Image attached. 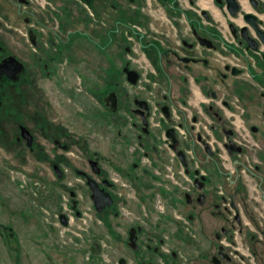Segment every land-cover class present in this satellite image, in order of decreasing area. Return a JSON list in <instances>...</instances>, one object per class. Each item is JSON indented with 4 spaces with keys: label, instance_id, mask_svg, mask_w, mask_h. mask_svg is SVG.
I'll list each match as a JSON object with an SVG mask.
<instances>
[{
    "label": "flooded vegetation",
    "instance_id": "obj_1",
    "mask_svg": "<svg viewBox=\"0 0 264 264\" xmlns=\"http://www.w3.org/2000/svg\"><path fill=\"white\" fill-rule=\"evenodd\" d=\"M88 1L68 0V10L61 11L54 0H0V159L4 150L12 159L23 160V166L30 164L40 182L63 178L71 172L67 164L71 161L76 165L74 180H68L70 211L61 213L67 216V225L59 214V222L65 227L70 224L71 211L76 217H86L80 208L87 203L83 184L92 194L89 178L114 200L103 211L110 208V213L118 215L121 206H113L114 193L121 198V205L125 201L124 187L132 186V171L116 168L111 156L99 150L94 149L95 157L88 156L95 138L87 136L85 118L92 119L93 126L88 130L97 134L119 122L127 128L120 141L134 158L136 174L157 171L156 163L166 159L165 173L193 209L191 217L196 213L204 226L213 228L219 245L209 258L211 264H264V93L252 89L246 96L236 89L259 83L249 60H253V52L264 62V42L252 27L249 36L255 41L244 38L241 30L247 23L240 29L232 25L236 55L219 53L207 58L202 48L208 46L216 53L218 46L190 26L188 37L179 46H167L161 53L166 79L163 91L154 100L140 90L147 88L140 79L148 64L131 53L120 70L115 65L104 67L103 77L99 62L104 53L105 59L111 58V49H103L113 41L102 45L101 29L86 25ZM188 1L196 5V0ZM244 1L237 15L243 12ZM249 1L264 29V18L259 16L264 8L259 0L257 7ZM223 2L229 12L225 0H217V5L223 6ZM204 11H199L203 18L207 16ZM126 35L133 38L129 29ZM198 35L206 40H199ZM134 60L138 69L130 64ZM131 71L138 75L136 83L129 79ZM198 73L211 88L203 92V100L195 106L189 100L196 97L193 86L198 84ZM174 78L179 81L178 92L174 91ZM172 128L176 141L168 135ZM109 147L114 156L116 143ZM100 159H108V164ZM171 160L178 170L169 165ZM206 161L214 171L202 165ZM35 183L37 187H49L47 183ZM91 200L97 215H108H100ZM155 204L159 210H166L162 194L156 195ZM176 216L184 219L180 212ZM95 242L102 250L99 241H92V248Z\"/></svg>",
    "mask_w": 264,
    "mask_h": 264
},
{
    "label": "crops",
    "instance_id": "obj_2",
    "mask_svg": "<svg viewBox=\"0 0 264 264\" xmlns=\"http://www.w3.org/2000/svg\"><path fill=\"white\" fill-rule=\"evenodd\" d=\"M54 1L61 11L68 10V0ZM152 1H147L148 5H145L146 0H89L90 12L93 15L87 9L85 15L87 26L94 22L95 26L101 28L102 45L107 46L109 41H113L107 49H103L105 52L111 49L112 54L109 52L111 58L105 59L104 53L99 62V71L103 77L105 76L104 67L115 65L120 70L129 61L127 55L131 53L136 58L143 59L146 65L148 64L149 68L141 72L140 79L147 88H139L145 97L154 100L163 91L166 79L161 68V53L166 50L167 46H179L181 40L188 37L187 30L190 26L198 29L201 35L209 38L208 40L214 41L219 48L215 53L208 46L204 47L202 48L203 56L208 58L222 53L230 57L236 55L232 48L234 47L233 40L223 31L227 30L230 34L233 31L232 25L235 29H240L246 24L243 14L257 13L249 0L244 1L243 12L236 17L229 14L225 2L223 6L217 5V0H196L195 6H192L188 0H155L156 2L151 5ZM259 5L264 8V0H259ZM157 6L160 8L157 9ZM163 8L166 10L163 11ZM203 10L208 11V18L206 15H203V18L199 14V11L203 12ZM259 16L264 18V14H259ZM165 19L168 22H165ZM103 20L107 24L103 23ZM136 25L143 27L144 31L139 30L135 27ZM104 26H107L105 31ZM158 26L161 28L158 29ZM126 29H129L134 39H128ZM127 46L131 49L128 50ZM251 56L253 60H249L250 69L258 75L259 83H247V86L236 88L238 93L246 96V91L252 89L264 93V74L260 75L264 73L262 71L264 62L253 52ZM130 64L132 68L138 69L139 64L136 60ZM86 73H90V70H86ZM197 75L198 84L193 86L196 97L189 100L195 106H199V102L203 100V92L211 88L201 73ZM173 85L174 91L178 92L180 85L177 78H174ZM231 89L235 90V88ZM87 101H89L88 98ZM91 126H93L92 119L86 117L87 136L91 140L95 138L92 143L93 147L98 146L100 149H97L109 158L110 147L108 145L116 143V154L112 159L109 158L110 162L113 166L116 163V168L123 166L124 169L129 168L132 171V175H129L132 186L129 189H123L125 201L118 208V215L109 213L99 216L96 214L94 219L89 218L95 225L94 238H88L93 259L96 261L92 263H99L100 255H102V250L99 253L92 251V241L100 242V238L105 237L111 247L105 251L110 264H114L115 261L119 264H211L209 258L216 254L219 245L213 237V228L204 226L196 213L194 218L191 217L193 209L186 204L182 192L173 185L170 177L165 173L166 159L162 158V161L156 163L157 171L151 170L147 174H136V170L133 169L136 168L134 158L128 152L127 145L122 140L120 141L127 128L118 122L103 127L99 134L93 132L96 130L91 131V134L89 131ZM123 145L125 146L122 147ZM169 165L174 170H178V165L174 160H171ZM158 193L164 196L166 204L164 211L159 210L155 204ZM88 203L83 204L81 208L86 207ZM125 208L130 210V215L125 214ZM176 212L182 213L184 219L177 217ZM51 259L49 257L50 261Z\"/></svg>",
    "mask_w": 264,
    "mask_h": 264
},
{
    "label": "rangeland",
    "instance_id": "obj_3",
    "mask_svg": "<svg viewBox=\"0 0 264 264\" xmlns=\"http://www.w3.org/2000/svg\"><path fill=\"white\" fill-rule=\"evenodd\" d=\"M147 1L149 0H146L145 5H148ZM154 2L156 1L153 0L151 5ZM158 8L160 7L157 6ZM162 10L165 11L166 9L163 8ZM74 16H76V13ZM167 19H165V22H168ZM78 21L76 20V24H79ZM156 21L160 20L156 19ZM103 23L107 24L105 20H103ZM94 24V22L89 23V26L94 28L96 25ZM136 27L144 31L143 27L138 25ZM106 28L107 26L103 27L104 30ZM160 28L161 26H158V29ZM99 29L101 28L99 27ZM223 33L232 38L229 31L226 30ZM131 39H134V37ZM130 145L133 146L132 143ZM92 148L89 149L91 151V154H88L89 157H95L93 155L94 149H100L98 146H92ZM110 152L109 157L111 156L112 159L111 149ZM197 152L205 157L200 151ZM139 153L138 148H135L136 156H139ZM7 156L2 150V159H0V264H93L96 262L88 243V238H94L95 225L87 216L91 214V219H94L97 213L92 204L90 190L86 185L83 184L86 195L84 202L89 201V203L80 210L82 214H86L87 218L76 217L71 211V220L67 227L59 222V214L70 211L71 203H69L67 192L71 190V187L68 180H74L76 165L72 164L71 161L68 164L65 163L71 168V172L65 173L63 178H49L40 182V179L32 171L30 164L23 166V160H16ZM71 159L77 162V159L73 157ZM100 160L102 164H108V159ZM78 161L80 162V160ZM202 165L214 171L210 162H202ZM35 182L39 184L47 183L49 187L47 189L37 187ZM52 187L53 189H51ZM81 188L83 187L81 186ZM124 189H129V186L127 185ZM114 197L115 203L113 206L118 208L120 207L121 198L116 192ZM110 212L111 209L107 208L99 214H109ZM124 212L127 213V210ZM5 233L8 234L5 235ZM8 235L11 236L8 237ZM100 239L103 246L102 255H100V262L96 264H110V260L105 253L111 248L110 242L105 237ZM49 257L52 258L51 261ZM114 264H119V262L115 261Z\"/></svg>",
    "mask_w": 264,
    "mask_h": 264
},
{
    "label": "water",
    "instance_id": "obj_4",
    "mask_svg": "<svg viewBox=\"0 0 264 264\" xmlns=\"http://www.w3.org/2000/svg\"><path fill=\"white\" fill-rule=\"evenodd\" d=\"M194 2V0H191ZM220 1V0H219ZM226 4H227V8L229 10V12L231 13V15L236 16L242 9V2L241 0H225ZM251 2L254 4L255 7H257V1L256 0H251ZM204 14L208 13L206 11H204ZM244 18L246 20L247 25L245 27L242 28V34L244 36V38H246L248 41H255V39H252L249 36V30L250 28H254L257 35L259 36V38L264 42V29L260 27V23L258 21V16L254 13H246L244 15ZM198 39L202 40L205 39V37L198 35ZM203 43V42H202ZM129 73V71H128ZM133 83H136L138 80V75L136 72L131 71L130 72V78ZM168 135L169 137H171L174 141H176V135H175V130L169 129L168 131ZM97 172H99L100 170L97 169ZM88 185L90 186V189L92 191L91 194V198L94 201L95 207L96 209L101 212L103 211L104 208H106L107 206H111L114 202L111 194L109 192H106L104 188H101L99 183L93 179V178H89L87 180ZM61 219H62V223L64 225L68 224V220H67V216L65 214H61ZM94 253H99L101 251V245L99 243L94 244L93 248H92Z\"/></svg>",
    "mask_w": 264,
    "mask_h": 264
},
{
    "label": "built area",
    "instance_id": "obj_5",
    "mask_svg": "<svg viewBox=\"0 0 264 264\" xmlns=\"http://www.w3.org/2000/svg\"><path fill=\"white\" fill-rule=\"evenodd\" d=\"M235 255L240 256L239 253H235Z\"/></svg>",
    "mask_w": 264,
    "mask_h": 264
}]
</instances>
